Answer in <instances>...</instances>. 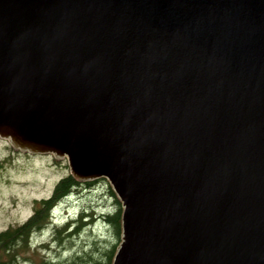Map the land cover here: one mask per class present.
<instances>
[{
    "label": "water",
    "instance_id": "water-1",
    "mask_svg": "<svg viewBox=\"0 0 264 264\" xmlns=\"http://www.w3.org/2000/svg\"><path fill=\"white\" fill-rule=\"evenodd\" d=\"M0 138L108 180L112 264H264V0H0Z\"/></svg>",
    "mask_w": 264,
    "mask_h": 264
},
{
    "label": "rangeland",
    "instance_id": "rangeland-1",
    "mask_svg": "<svg viewBox=\"0 0 264 264\" xmlns=\"http://www.w3.org/2000/svg\"><path fill=\"white\" fill-rule=\"evenodd\" d=\"M0 161L3 162V168L0 171L1 232L9 226L28 219L33 213L34 201L49 198L55 184L69 172L63 161L56 163L57 161L55 162L50 155H21L14 152L6 141H0ZM109 188L108 183L102 180H96L92 185L78 184L75 189L76 194L70 197L73 205L58 206L55 214L57 227L68 220V218L65 219L66 217H75L83 210L94 215L89 218L91 225L83 227L69 236V239L64 238L61 243L52 241L55 234L54 228H45L42 232H36L33 241L50 245L45 253L48 258L58 261L66 260L83 250L87 252L90 250L89 247H93L94 242L96 245L106 243L103 244L106 245L105 247L116 243L115 237L103 224L101 218L105 213H113L116 207ZM89 219L87 218V221ZM27 255L24 257L27 258ZM24 262L31 264L29 260Z\"/></svg>",
    "mask_w": 264,
    "mask_h": 264
},
{
    "label": "trees",
    "instance_id": "trees-1",
    "mask_svg": "<svg viewBox=\"0 0 264 264\" xmlns=\"http://www.w3.org/2000/svg\"><path fill=\"white\" fill-rule=\"evenodd\" d=\"M2 168L3 164L0 162V171ZM77 185L78 183L71 176L61 179L55 185L52 196L48 200L36 202L35 212L31 218L23 224L11 226L0 232V264H26L24 262L26 260H29L31 264H111L117 243L120 241L122 210L119 200L110 188L109 193L116 207L113 213L103 215L102 219L115 237L116 243L110 247H105L106 245L104 246L103 244L106 243L96 245L94 242L93 247H89L90 250L87 252L83 250L81 253H77L66 260L60 261L47 257L45 252L49 249L48 244H41L38 247L32 248L30 240L31 234L34 231L40 230L45 225L48 220L49 210L58 201L70 194ZM81 225H78L73 232L66 234V236L64 232L67 230L69 224L56 229L54 240L61 243L64 238L68 239L69 236L77 233ZM24 255L28 257L26 258Z\"/></svg>",
    "mask_w": 264,
    "mask_h": 264
},
{
    "label": "bare ground",
    "instance_id": "bare-ground-1",
    "mask_svg": "<svg viewBox=\"0 0 264 264\" xmlns=\"http://www.w3.org/2000/svg\"><path fill=\"white\" fill-rule=\"evenodd\" d=\"M58 223V222H57Z\"/></svg>",
    "mask_w": 264,
    "mask_h": 264
}]
</instances>
